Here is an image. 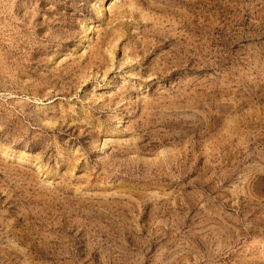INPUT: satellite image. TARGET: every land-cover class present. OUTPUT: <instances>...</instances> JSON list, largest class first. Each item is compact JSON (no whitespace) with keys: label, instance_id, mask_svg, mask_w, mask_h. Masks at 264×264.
<instances>
[{"label":"rangeland","instance_id":"374dc122","mask_svg":"<svg viewBox=\"0 0 264 264\" xmlns=\"http://www.w3.org/2000/svg\"><path fill=\"white\" fill-rule=\"evenodd\" d=\"M0 264H264V0H0Z\"/></svg>","mask_w":264,"mask_h":264}]
</instances>
